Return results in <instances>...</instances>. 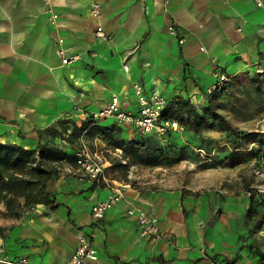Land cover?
Wrapping results in <instances>:
<instances>
[{"label":"crops","instance_id":"obj_1","mask_svg":"<svg viewBox=\"0 0 264 264\" xmlns=\"http://www.w3.org/2000/svg\"><path fill=\"white\" fill-rule=\"evenodd\" d=\"M94 1L101 3L100 17L91 13ZM99 23L111 41L96 37ZM59 37L77 60L62 62ZM262 71L264 0L262 6L255 0H0V142L34 147L41 138L76 152L78 142L42 130L59 129L58 119L81 125L113 96L123 111L137 113L136 82L147 95L158 91L168 100L183 94L200 105L216 73L239 81ZM98 122L115 125L120 139L138 135L116 116ZM88 137L107 160L104 179H91L76 162L56 163L61 173L48 187L58 207L38 204L0 223L1 263L25 257L32 264H62L83 233L96 250L92 264H262L249 246L264 251V225L244 224L247 204L239 196L224 201L222 192L190 191L167 173L139 178L129 169L121 179L110 171L119 161L110 153L122 150L110 152L102 135ZM115 184L123 196L96 220L93 205ZM141 213L158 217V234L140 235Z\"/></svg>","mask_w":264,"mask_h":264},{"label":"trees","instance_id":"obj_2","mask_svg":"<svg viewBox=\"0 0 264 264\" xmlns=\"http://www.w3.org/2000/svg\"><path fill=\"white\" fill-rule=\"evenodd\" d=\"M226 82L212 91H204L205 103L194 104L189 96L177 94L171 96L162 110V117L176 119L184 124L194 140L199 141V148H209L203 144L201 137L206 128L225 130L227 141L231 147L224 152L217 161L234 166L247 161L250 154L264 159V132L239 129L219 111L217 101L226 94V83L231 78L228 74ZM251 77L258 89L264 92V71L257 72ZM55 124L48 126L42 132L52 133L57 130L69 144H76L83 134L87 136L102 135L109 144L120 148L126 163L129 165L159 166L170 161H179L188 157V142H178L168 135L157 136L136 135L130 140L116 137L114 126H104L94 115L88 116L79 125L74 120L58 119ZM41 135V133H40ZM68 161L76 162L75 152H69L56 145V142H39L34 147H25L16 142H0V202L3 203L1 213L8 217L31 213L38 204L49 205L54 210L58 207L54 193L49 189L48 182L57 178L61 168L56 163ZM248 206L246 218L252 220L256 228H260L264 221V191L251 188L248 190ZM4 234V227L0 226V237ZM259 263L264 264V251L257 246H249ZM17 261V260H13Z\"/></svg>","mask_w":264,"mask_h":264},{"label":"rangeland","instance_id":"obj_3","mask_svg":"<svg viewBox=\"0 0 264 264\" xmlns=\"http://www.w3.org/2000/svg\"><path fill=\"white\" fill-rule=\"evenodd\" d=\"M254 85L251 82L250 75L247 74L239 81L230 78L225 85L226 94L218 99L217 104L219 111L230 120L233 126L244 130L264 132V92ZM204 87L206 89V85ZM201 100L202 97L200 96ZM202 101L201 104H204V98ZM226 133L225 130L220 129L206 128L203 130L201 137H198V139H200V142L203 140V144L207 143L209 152L207 149L204 150L198 147L199 141L194 140L190 132L186 130L184 124H181L178 129L168 130L163 134L153 133L157 136L168 135L171 139L181 143L188 142V157L179 161H170L159 166L132 164L128 167H123L120 164L126 163V159L123 158L121 151L119 153L120 156L110 153L111 156H115L119 160L110 166V171L121 179L126 178L124 176L128 174L129 169L132 170L133 174L139 176V178L142 176L149 178L158 174V172L162 174L167 173L174 176L177 182L188 186L190 191L194 189L196 192H222V199L224 201L225 195H237L240 197L242 203H246L248 206L249 189L257 188L264 191V159L258 158L252 153L249 155L247 161L234 166L218 162V157H221L231 147L227 141ZM88 139L87 134H83L78 140V147H81L83 144L91 147ZM106 142V148L110 149V152L120 149L109 144L107 140ZM156 167H161V169H156ZM247 206L244 212V224L254 228V222L247 219L245 215ZM8 216L3 215L0 211V223L2 225L10 219ZM262 225H264V221ZM0 264L5 263L0 262Z\"/></svg>","mask_w":264,"mask_h":264},{"label":"built area","instance_id":"obj_4","mask_svg":"<svg viewBox=\"0 0 264 264\" xmlns=\"http://www.w3.org/2000/svg\"><path fill=\"white\" fill-rule=\"evenodd\" d=\"M258 6L263 5V0H255ZM91 13L94 17L101 16V3L94 1L91 6ZM57 14L53 13L50 17L52 22L57 19ZM169 31L172 34L176 33V26L171 24ZM97 38L111 41L109 33L105 30L103 24L99 23L95 30ZM183 42V39L180 40ZM60 45L58 53L62 58L64 64H69L78 59V56L69 54L68 48L64 46V39L58 38ZM217 80L212 84L208 91H212L216 87L222 86L228 76L226 73H216ZM137 99L139 101V110L137 113H130L123 111L120 108V101L118 96H113L111 102L100 112L94 116L98 119L102 117L116 116L120 120H125L133 124L135 132L140 135H148L151 133L163 134L168 130L178 129L180 123L176 119L162 117V110L164 109L167 98L159 93L153 91L146 94L143 86L140 83L133 84ZM76 164L79 170L85 172L91 179H104L106 158L99 150H94L91 147L83 144L76 152ZM123 188L120 184L112 186V192L105 200L98 201L92 207V215L96 220L103 218L106 212L123 196ZM138 231L141 236L151 237L159 232V219L156 215L141 213L138 216L137 222ZM76 249L72 256L62 264H92L97 258L96 250L91 246L88 236L83 233L76 235ZM11 264H32L27 258L23 257L17 261L10 262Z\"/></svg>","mask_w":264,"mask_h":264}]
</instances>
